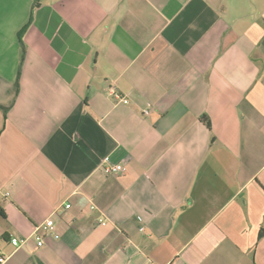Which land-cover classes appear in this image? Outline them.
Instances as JSON below:
<instances>
[{"label": "crops", "instance_id": "1", "mask_svg": "<svg viewBox=\"0 0 264 264\" xmlns=\"http://www.w3.org/2000/svg\"><path fill=\"white\" fill-rule=\"evenodd\" d=\"M35 1L0 0L7 264H264V0Z\"/></svg>", "mask_w": 264, "mask_h": 264}, {"label": "built area", "instance_id": "2", "mask_svg": "<svg viewBox=\"0 0 264 264\" xmlns=\"http://www.w3.org/2000/svg\"><path fill=\"white\" fill-rule=\"evenodd\" d=\"M116 98L124 103H128V100H125L120 97V95H116ZM106 171L110 174H122L126 172V168L124 165L121 164H107ZM71 205H67L66 208H70ZM54 228V220L48 219L44 223H42L40 226L36 227L32 235L29 237H23V238H12L9 242L10 244L15 247L16 249H19L27 244V242L30 240V238H34L37 242V245L39 247H43L45 244L44 238L40 235V230L44 231H51ZM55 238H59L58 234L54 235ZM9 260V257L5 255L0 248V264H7Z\"/></svg>", "mask_w": 264, "mask_h": 264}, {"label": "trees", "instance_id": "3", "mask_svg": "<svg viewBox=\"0 0 264 264\" xmlns=\"http://www.w3.org/2000/svg\"><path fill=\"white\" fill-rule=\"evenodd\" d=\"M38 5H39V0H36L35 1V7H38ZM32 21H33V19L30 20V22L22 29V31L19 34L20 42H21L22 49H23L22 56H21V65H22V63H23V61L25 59V45H24V42H23V38H24V35L27 32V30H28V28L30 26V23ZM207 126L210 127V122H207ZM0 215H4V211H3L2 208H0ZM263 232H264V230H263ZM261 237H262V235H261Z\"/></svg>", "mask_w": 264, "mask_h": 264}]
</instances>
